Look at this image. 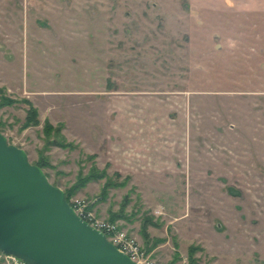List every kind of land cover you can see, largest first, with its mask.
<instances>
[{"label":"rangeland","instance_id":"1","mask_svg":"<svg viewBox=\"0 0 264 264\" xmlns=\"http://www.w3.org/2000/svg\"><path fill=\"white\" fill-rule=\"evenodd\" d=\"M0 89L8 143L143 264H264V0H0Z\"/></svg>","mask_w":264,"mask_h":264},{"label":"water","instance_id":"2","mask_svg":"<svg viewBox=\"0 0 264 264\" xmlns=\"http://www.w3.org/2000/svg\"><path fill=\"white\" fill-rule=\"evenodd\" d=\"M0 251L26 264H136L0 133Z\"/></svg>","mask_w":264,"mask_h":264},{"label":"built area","instance_id":"3","mask_svg":"<svg viewBox=\"0 0 264 264\" xmlns=\"http://www.w3.org/2000/svg\"><path fill=\"white\" fill-rule=\"evenodd\" d=\"M78 217L93 229L103 233L107 240L118 249L120 253L128 256L136 264H143L140 260V251L136 243L128 239L124 233L117 230L116 225L106 221L96 220L87 216L78 204L71 205ZM0 264H26L22 260L6 255L0 251Z\"/></svg>","mask_w":264,"mask_h":264},{"label":"trees","instance_id":"4","mask_svg":"<svg viewBox=\"0 0 264 264\" xmlns=\"http://www.w3.org/2000/svg\"><path fill=\"white\" fill-rule=\"evenodd\" d=\"M16 101L12 100V99H9L7 98V96L5 95L4 93V90L0 89V110L4 107H7V106H12L15 104ZM21 102H24L26 105L29 106V111H28V115H27V119H26V122H25V128H28V127H37L40 125V121H39V114H38V110L27 100H22ZM54 131L53 127L51 126L50 123L46 122L45 125H44V133L45 135L47 136V143L48 145H52V144H57L59 143L57 140L54 142V141H50V138H51V134L52 132ZM60 132V131H59ZM60 146L62 147H66L65 145L59 143ZM47 145V146H48ZM38 166L40 168H44V165L43 164H38ZM95 174H100L98 171L95 173ZM100 175H105V174H100ZM94 177H91L89 179H93ZM129 180V179H127ZM66 199H67V202L69 204L70 203V196L68 193H66ZM196 247H191L190 249V264H195V260L193 259L194 255H195V251H196Z\"/></svg>","mask_w":264,"mask_h":264}]
</instances>
